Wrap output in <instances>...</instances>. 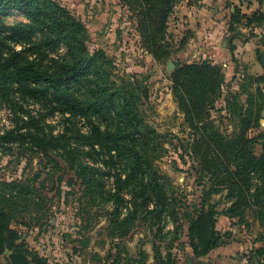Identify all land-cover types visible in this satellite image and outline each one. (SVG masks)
Here are the masks:
<instances>
[{"label": "trees", "instance_id": "16d2710c", "mask_svg": "<svg viewBox=\"0 0 264 264\" xmlns=\"http://www.w3.org/2000/svg\"><path fill=\"white\" fill-rule=\"evenodd\" d=\"M119 2L137 18L142 47L166 63L178 50L168 33L178 0ZM13 14L26 21L8 26L4 20ZM263 27L264 11L246 14L237 6L228 33L234 41L243 35L240 28ZM90 42L87 24L57 0H0V102L14 112L13 127L0 133V155L41 156L33 179L0 181V255L9 251L10 264H48L29 249L18 225L48 222V194H61L63 182L80 194L83 227L106 218L111 246L105 257L94 256L103 264H179L177 252L185 247L188 259L205 258L227 244L218 229L221 216L247 225L251 214L264 226V74L245 75L231 91L222 65L176 61L171 89L191 130L188 141L179 140V157L191 163L202 188L200 200L191 201L157 164L171 142L149 121L150 75L119 76L112 57L91 50ZM180 43L185 47L187 40ZM257 60L264 69L259 49ZM220 101L217 111L226 112L231 134L212 118ZM55 114L61 116L58 132L47 123ZM217 195L222 200L213 202ZM139 227L152 234L153 262L145 249L133 255L125 244ZM89 240L78 242L88 248Z\"/></svg>", "mask_w": 264, "mask_h": 264}, {"label": "rangeland", "instance_id": "374dc122", "mask_svg": "<svg viewBox=\"0 0 264 264\" xmlns=\"http://www.w3.org/2000/svg\"><path fill=\"white\" fill-rule=\"evenodd\" d=\"M57 1L68 7L87 24L91 36L89 47L91 50L102 49L112 57L119 76L129 77L138 74V76L143 77L144 75H150L149 83L152 96L151 109L147 106L149 121L160 133H165L171 142V144L166 145L169 152L157 164L161 171L170 178L173 187L180 194L186 195L191 201H199L202 188L195 183L196 171H191V163H184L179 157V154L183 153L179 140L188 141L191 137V130L187 128L185 117L175 101L169 77L176 68V61L192 63L209 60L222 65L228 88L231 91L237 90L239 83L245 79V75L258 76L264 74V69L257 60L258 49L264 54V27L260 28L261 34L255 32L258 33L256 36H254V31L240 28L244 34L234 41L230 40L231 36L228 31L225 34L221 32L223 36L217 43L219 49H217V52L212 48L213 44H208V42L205 43L207 44L205 46L200 43L196 46L197 48H194V50H197L193 52H187L186 46L189 41L193 40L194 43H197L200 40H198L196 34L193 35L191 28L183 26L179 29V38L175 39L178 42L176 44L171 37V24L169 23V38L174 43V48L178 50L166 63H159L152 54L142 47L137 18L130 12L128 7L120 4L119 0ZM241 2L246 3V5L249 4V0H241ZM4 21L12 27L17 22H25L26 20L19 14H13ZM259 35L261 36L259 37ZM181 40H187L185 47L181 45ZM201 41L205 42L204 40ZM231 43H233V46L236 45L234 52L231 49L229 50ZM246 43L248 44L244 46ZM223 46L225 48H222ZM17 47L20 48V45H17ZM222 55L223 57H221ZM169 63H173V69H169ZM262 88L264 91V84ZM222 104L223 101L217 104L216 109L212 111V118L221 131L231 134L233 125L229 118L225 117L226 112L218 113L217 111ZM30 108L36 109L37 107L30 106ZM262 115L264 116V111ZM60 118L61 116L55 114L47 120L48 124L57 128L55 129L56 132L59 131V126H61ZM13 123V110L7 104L0 102V133H3L6 129H11ZM81 125L82 131L86 132L87 127L83 121ZM261 129L264 131V118L261 119ZM176 145L178 148L175 149ZM256 152L260 153L261 148L258 147ZM17 153V150H15L14 154L0 155V181H29L39 172L40 155L23 156ZM44 178L38 180V182L40 183ZM67 179L68 175L65 176L64 181ZM61 187V194L55 195V192L48 194L49 198L53 199L52 212L48 222L41 227L37 226L30 229L18 225L23 240L29 249L48 259V264H103L104 262L100 263L95 260L94 256L105 257L111 246V240L107 238L106 218L99 216L97 223L93 221L91 226L83 227L82 214L78 209L80 194L75 193L77 190L73 191L68 188L64 182ZM114 187L113 180L110 178L108 188L114 189ZM66 191H70V194L67 195ZM221 195L213 197V202L221 201ZM95 209V207L92 208L93 211ZM253 217L251 214L248 215V224L245 225L238 224L237 220L231 221L221 216L218 229L225 236L226 245L230 242L242 243L243 248L238 252L233 250L234 254L231 258H228L229 253L220 251L223 256H207L196 260L195 264H264V252L259 254L258 251H253L254 249L264 251V226H260L258 222H255ZM168 228L172 229V224H169ZM84 237L90 239L88 248H82V244L78 242ZM152 239V234L146 227H139L131 237L125 240V244L133 255L140 248L145 249L151 255L150 262H153ZM74 240H77V242H74ZM186 240L183 236V241ZM186 248L188 249V247H185L184 251L180 249L177 252L179 254V264H189L191 260L187 258L188 250ZM9 255V251L0 255V264H10L8 261Z\"/></svg>", "mask_w": 264, "mask_h": 264}, {"label": "crops", "instance_id": "0c3cea01", "mask_svg": "<svg viewBox=\"0 0 264 264\" xmlns=\"http://www.w3.org/2000/svg\"><path fill=\"white\" fill-rule=\"evenodd\" d=\"M237 6H239L244 13L252 14L258 10L264 11V0H251V3L247 5L241 2V0H178L177 8L170 21L171 37L177 44L178 42H176L175 39L179 38V29L186 26L187 28H191V30H193V35L196 34L198 40H200L197 43H194L193 40H191V42L189 41L186 46L187 52H193L197 50H194V48H197L196 46L200 45V43L205 46L207 42L208 44L212 43V48L217 52V43H219L220 38L223 36L221 32L225 34V32L228 31L231 14L235 11ZM255 32L261 34V29L258 28L254 30V34H258ZM260 36L261 35H259V37ZM247 44L248 43L244 44V46ZM222 48L225 47L223 46ZM198 49L200 48L198 47ZM221 57H223V55ZM243 246L242 243L237 244L230 242L228 245L214 250L208 257H217L219 255L221 257L223 254L220 251H223L229 253L228 258H231L234 252H238ZM187 250L188 253L191 252L189 248ZM233 250L235 251L233 252Z\"/></svg>", "mask_w": 264, "mask_h": 264}, {"label": "water", "instance_id": "95a60500", "mask_svg": "<svg viewBox=\"0 0 264 264\" xmlns=\"http://www.w3.org/2000/svg\"><path fill=\"white\" fill-rule=\"evenodd\" d=\"M173 68H174L173 63H169V69H173ZM189 264H194V261L193 260H190L189 261Z\"/></svg>", "mask_w": 264, "mask_h": 264}, {"label": "built area", "instance_id": "2783aa9c", "mask_svg": "<svg viewBox=\"0 0 264 264\" xmlns=\"http://www.w3.org/2000/svg\"><path fill=\"white\" fill-rule=\"evenodd\" d=\"M242 1H245V0H242ZM176 8H177V5H176V7H175V10H176Z\"/></svg>", "mask_w": 264, "mask_h": 264}, {"label": "flooded vegetation", "instance_id": "af4514ba", "mask_svg": "<svg viewBox=\"0 0 264 264\" xmlns=\"http://www.w3.org/2000/svg\"><path fill=\"white\" fill-rule=\"evenodd\" d=\"M191 260H193V259H191ZM193 261H194V264H195V261H196V260H193Z\"/></svg>", "mask_w": 264, "mask_h": 264}]
</instances>
